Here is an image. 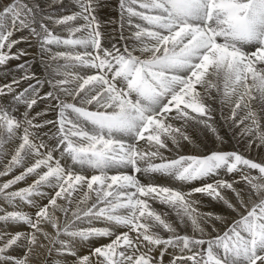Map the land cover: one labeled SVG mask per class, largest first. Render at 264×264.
Instances as JSON below:
<instances>
[{"label":"snow or ice","instance_id":"snow-or-ice-1","mask_svg":"<svg viewBox=\"0 0 264 264\" xmlns=\"http://www.w3.org/2000/svg\"><path fill=\"white\" fill-rule=\"evenodd\" d=\"M0 72V264H264V0H0Z\"/></svg>","mask_w":264,"mask_h":264},{"label":"bare ground","instance_id":"bare-ground-1","mask_svg":"<svg viewBox=\"0 0 264 264\" xmlns=\"http://www.w3.org/2000/svg\"><path fill=\"white\" fill-rule=\"evenodd\" d=\"M39 2L43 5V4L48 3L49 0H39ZM110 2H111L113 5H115V0H110ZM100 15H101V18H102V19H104V20H108V19H110V18H116L117 13H116V9H115V7H113V8H111V9H105V10H103V11L100 13ZM110 27H111V26H110ZM17 35H18V34H17ZM19 46H20V45H19ZM23 46H24V45H23ZM24 47H27V45H25ZM29 51L32 52V53H35V52H36V49H34V47H33V48H30ZM24 59H31V57H25V58H22L21 61H15V62H16V63H21V62H23ZM16 63H12V61L10 62V64H11L13 67L16 65ZM38 67H39V65H34V66H33V70L35 71ZM15 75L19 76V75H21V73L17 71V74L15 73ZM2 76H3V73L1 74V77H2ZM9 79H10V77H9ZM1 81H2V80H0V82H1ZM5 81H6V80H5ZM207 143L209 144L210 147H213V146H214V145L212 144L211 140L207 141ZM226 147H231V145H227ZM184 151H185V152H190V151H192V149H191V147L189 146V147H186V148L184 149ZM252 156L255 157V158H257V159H259L260 156H264V153H260V156H258L256 152H253V153H252ZM159 182H160V183H161V182H163V183H168V181H166V180H161V181H159ZM21 186H22V185H21ZM44 202L46 203L47 201H44ZM205 205H206V206H205V208L203 209L204 211H211V210L219 211V209H220V206H219V205H208V204H207V201H205ZM157 207H159V206H157ZM104 242H107V241H104ZM83 251H84V253H86V252H87V249H84ZM37 257H38V258H36V259L33 260V264H44L45 256H44L42 250H38V252H37ZM166 257H167V256H166ZM167 259H168V257H167ZM167 259L165 258V260H167Z\"/></svg>","mask_w":264,"mask_h":264},{"label":"rangeland","instance_id":"rangeland-1","mask_svg":"<svg viewBox=\"0 0 264 264\" xmlns=\"http://www.w3.org/2000/svg\"><path fill=\"white\" fill-rule=\"evenodd\" d=\"M19 35V34H18ZM25 46V44H21L19 47H24ZM34 49H35V47H34ZM13 51H15V49H13ZM12 63H16L15 61H12ZM16 64H18V63H16ZM12 66V65H11ZM1 74H2V72H0V77H1ZM16 74H17V72H16ZM0 80H2L0 83H5V82H8L7 80L5 81L4 79H2V78H0ZM6 179V178H5ZM161 183H163V182H161Z\"/></svg>","mask_w":264,"mask_h":264}]
</instances>
